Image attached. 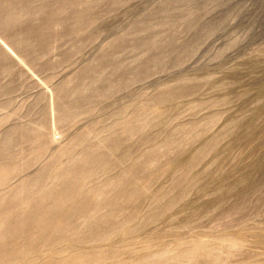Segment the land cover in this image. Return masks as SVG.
I'll list each match as a JSON object with an SVG mask.
<instances>
[{"label": "rangeland", "instance_id": "374dc122", "mask_svg": "<svg viewBox=\"0 0 264 264\" xmlns=\"http://www.w3.org/2000/svg\"><path fill=\"white\" fill-rule=\"evenodd\" d=\"M0 264H264V0H0Z\"/></svg>", "mask_w": 264, "mask_h": 264}]
</instances>
